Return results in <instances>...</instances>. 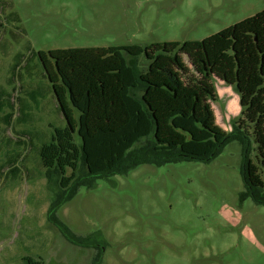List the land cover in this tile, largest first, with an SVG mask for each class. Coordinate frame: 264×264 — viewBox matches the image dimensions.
Here are the masks:
<instances>
[{
    "label": "rangeland",
    "instance_id": "obj_1",
    "mask_svg": "<svg viewBox=\"0 0 264 264\" xmlns=\"http://www.w3.org/2000/svg\"><path fill=\"white\" fill-rule=\"evenodd\" d=\"M262 10L264 0H0V85L11 90L5 80L12 58L17 52L27 55L29 48L48 52L202 40ZM9 13L19 21H6ZM30 80L38 79H25ZM213 85L216 123L229 132L240 116L238 93L218 79ZM73 115L77 120V110ZM13 131L6 136L17 138ZM51 131L53 142L44 156L49 168L59 170L58 184L65 188L80 166V142L76 132ZM250 152L255 161L253 147ZM244 154L231 141L210 162L142 164L124 175L96 179L94 186L80 187L58 216L73 233L103 246L100 264H264V205L244 195ZM42 178L36 184L47 187L39 200H26L20 192L11 207L0 257L17 249L3 264L24 255H38L41 264H90L97 249L71 244L47 221L54 193ZM33 207L44 208L41 215L38 210L40 221ZM26 228L33 234L29 242Z\"/></svg>",
    "mask_w": 264,
    "mask_h": 264
},
{
    "label": "trees",
    "instance_id": "obj_2",
    "mask_svg": "<svg viewBox=\"0 0 264 264\" xmlns=\"http://www.w3.org/2000/svg\"><path fill=\"white\" fill-rule=\"evenodd\" d=\"M4 19L19 21L13 13ZM33 77L48 84L35 91L25 81ZM213 79L239 96L240 116L229 132L216 123ZM5 84L12 88L0 85V112L6 110L0 122L8 128L0 129V154L4 148L12 153L0 163V179H31L44 171L54 193L47 220L71 244L97 249L90 264L101 263L103 246L73 233L58 210L96 179L124 175L142 164L210 162L237 141L245 153L244 195L264 205V10L202 40L48 52L29 48L27 55L13 56ZM50 92L65 121L60 129L76 132L80 142V166L65 188L58 184L59 170L49 168L44 157L53 136L18 128L30 123L31 113L23 111ZM7 130L16 131L17 138L7 137Z\"/></svg>",
    "mask_w": 264,
    "mask_h": 264
},
{
    "label": "crops",
    "instance_id": "obj_3",
    "mask_svg": "<svg viewBox=\"0 0 264 264\" xmlns=\"http://www.w3.org/2000/svg\"><path fill=\"white\" fill-rule=\"evenodd\" d=\"M29 82L31 83L29 84L32 86L31 89H33L34 87L35 91L40 83L44 84V86L48 84L46 81H39V80H30ZM5 112L6 110H3L2 112H0V116H2ZM23 112H25L24 114L31 113L30 115L28 114L30 123L21 124L18 127L19 129H37V130L41 129V130L47 131L49 134H51L54 137V133H52L51 130L57 129L60 131L61 130L60 128L65 126V121L63 117L60 115V113L58 112L55 99L51 92L47 94L45 98L39 99V102L37 105H34L30 110H26V111L24 110ZM2 128L8 129L7 127H5L3 123L0 122V129ZM9 132L10 130H7V134H9ZM11 153H12V150H8L7 148H4L0 154V163L3 162L5 158ZM28 167L34 168L33 165H29ZM38 173L39 174L36 177L28 179V180H26L25 178L23 180L15 179V180H8V181H3V179H0V203L5 204L3 206L4 211L2 212V216L0 219V241L6 238V235L3 233V230H4V227L11 224V219H12L11 213H13V211L11 210V207L14 204V202L17 201L18 195H20L21 193L25 194L26 200H30V201L34 199L39 200L42 197L44 190H46L47 186L45 187L43 186V184H40V185L36 184L37 182L40 181L39 179H41V177H43L42 179L45 180V183H47V180L44 177V174L40 172ZM42 209L44 208L43 207L42 208H39V207L32 208V213L36 220H38L39 218L38 210H40V215H41ZM26 230L28 231L29 229L26 228ZM32 235L33 234H30L29 231L27 232L25 236L26 242L33 240V238H31ZM15 249H17V247H10L9 249L4 250L2 256L0 257V264H3V259L5 258H10V259L13 258ZM39 262H43V261L38 257V255H24V256H21L19 259H17V261L14 264H18V263L19 264H41Z\"/></svg>",
    "mask_w": 264,
    "mask_h": 264
}]
</instances>
